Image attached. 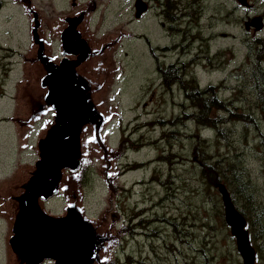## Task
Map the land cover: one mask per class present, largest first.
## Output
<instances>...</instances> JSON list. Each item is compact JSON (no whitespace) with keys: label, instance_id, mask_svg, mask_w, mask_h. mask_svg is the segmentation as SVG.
I'll list each match as a JSON object with an SVG mask.
<instances>
[{"label":"rangeland","instance_id":"1","mask_svg":"<svg viewBox=\"0 0 264 264\" xmlns=\"http://www.w3.org/2000/svg\"><path fill=\"white\" fill-rule=\"evenodd\" d=\"M71 1L34 0L47 17H56L61 11L68 12ZM78 1L86 4L90 0ZM147 1L151 3L152 12L148 14L147 10L142 18H138L133 10L134 2L123 6L117 2L112 3L113 0H93L95 11L92 28L100 26L98 36L106 35L117 27H124L128 32H133L135 37L134 40H124L115 56L123 74L118 77L110 95L113 103L120 106L122 119L112 124L106 135L114 147L125 140L128 149L127 139L132 141L130 151H127L119 165L125 175L121 180L124 192L117 200V208L125 216L127 224L132 226L135 225L131 223L133 213L145 208L149 212L143 218L155 217L156 214L162 217L165 214L166 218L177 223L178 229L186 230L177 234L171 224L157 222L151 228L158 230L159 238H148L141 230H133L132 234L128 232L123 246L117 251V264H128V257L134 258L132 264H203L199 261L198 250L204 246L210 252L209 264H242L230 228L217 211L219 209L224 213L221 195L215 189L222 206L218 204L217 208H211L212 203L208 200L199 169V159L192 157L193 140L188 136L197 131L196 124L187 121L181 130L175 129L179 134L172 140L171 147L162 138L164 131H174L173 128L167 129V122L180 114L184 95L178 88L170 92L164 88L151 47L163 49L159 52L158 60L166 66L178 61L191 62L190 74L196 76L201 87L227 81L225 87L236 88L241 80V71L249 69L252 63L251 42H264V28L256 31L255 27L251 26L249 30L246 27L251 18L256 19L264 14V0H195L192 5L196 3L198 6L200 23L196 25L195 20L193 23L197 27L187 19L170 26L159 13L160 4ZM239 5L243 6L242 9L237 8ZM233 6L236 14L229 11ZM131 7L133 9L130 10ZM186 7L191 5L187 4ZM132 21H135L134 26ZM258 21L256 23L259 24ZM29 31V20L22 8L13 0H0V182L11 178L19 164L33 165L37 159L31 148L18 154L16 133L10 121L15 111L16 85L24 81L22 56L30 47ZM178 32L184 34L182 39L175 37ZM47 33L50 39V33ZM53 42H57L54 51L59 53V41ZM234 95L236 93L232 89L219 92L223 100L232 99ZM244 101L248 103L246 99ZM239 107L247 108L243 104ZM191 111L188 109V113ZM46 120H52V116L46 117L30 133L31 146H36ZM159 122H163L164 126ZM151 123L155 124L150 126ZM252 132L256 136V130ZM198 133L202 139L211 135L210 131ZM134 141H142L146 145L157 141V144L134 151ZM209 149L214 154L235 155L234 148L226 144L220 147L211 144ZM170 151L178 155L174 165L171 162L173 157H169L168 163L158 160L160 155ZM259 152L260 148L254 144L253 154L240 159L264 209V159L257 156ZM221 159L222 156H217L215 160ZM136 163L148 166L129 171L128 165ZM154 176L160 177L163 183L167 180L169 182L162 185L153 180ZM84 189L88 215L97 218L106 207L107 188L93 167L85 173ZM64 206L65 201L59 196L47 204V209L53 214H62ZM210 222L214 223L215 230H209L206 226ZM188 223L198 226L191 230L187 228ZM257 224L261 229L264 228L262 219ZM125 226L128 231L129 227L127 229ZM188 231L195 236L188 238ZM6 233L7 225L0 219V264H6ZM258 253L261 258L258 264H264V251L258 250Z\"/></svg>","mask_w":264,"mask_h":264},{"label":"water","instance_id":"2","mask_svg":"<svg viewBox=\"0 0 264 264\" xmlns=\"http://www.w3.org/2000/svg\"><path fill=\"white\" fill-rule=\"evenodd\" d=\"M15 2L30 24V47L22 56L24 81L16 85L10 118L19 155L31 147L36 125L50 115L52 120L45 121L31 147L39 158L35 164H19L11 178L0 182L6 264H117V251L129 235L117 208L124 192L119 165L127 147L125 140L114 147L105 133L122 119L120 106L110 98L118 74H123L115 56L134 34L117 27L98 36L100 26L92 28L93 0H72L70 10L56 17H47L34 0ZM135 8L138 18L148 9L141 0ZM258 22L252 25L260 28ZM92 167L107 188L106 207L97 218L88 215L84 203L85 173ZM216 187L242 264H256L246 218L228 188L223 183ZM60 195L63 213L53 214L47 204Z\"/></svg>","mask_w":264,"mask_h":264},{"label":"trees","instance_id":"3","mask_svg":"<svg viewBox=\"0 0 264 264\" xmlns=\"http://www.w3.org/2000/svg\"><path fill=\"white\" fill-rule=\"evenodd\" d=\"M160 9L163 18L168 21L170 25H175L182 19L193 21L198 25L200 23L199 10L197 4H193L195 0H159ZM246 3V2H244ZM192 5L190 8L186 5ZM239 7H243L239 5ZM232 13V10H229ZM228 12V11H227ZM233 14V13H232ZM260 17H258L259 19ZM250 24L252 26V22ZM186 24L187 21H186ZM193 23V26H196ZM197 27V26H196ZM253 27V26H252ZM188 26V30H189ZM184 28V32H185ZM191 34V31L188 33ZM186 35V38L188 37ZM176 38H183L182 32L175 33ZM195 36V35H194ZM201 39V37H199ZM157 50H162L156 48ZM168 51V50H166ZM250 53L252 63L250 68L241 71L240 82L236 88L225 87L228 83L223 81L218 85L210 84L206 87H201L196 76L191 75V62H176L166 66L165 63L159 62L155 54H153L156 61V68L161 76L162 84L165 89L169 92L175 88L182 91L184 95V101L181 103L182 110L176 117H172L167 122V129L173 128L174 131H164L162 138L165 142H169L171 147L172 140L179 134L176 130H181L186 126L187 121H192L196 124L197 131L194 134H190L188 138L193 140L192 157L199 159L201 167L199 168L204 180L205 189L208 194V200L212 203L211 208L217 205H221L220 199L216 194V185L218 183H225L227 188L231 189L230 193L234 204L239 209L243 216L247 217L248 230L250 231L251 243L257 250L264 251V228L261 229L257 222L262 219L264 222V209L261 206L257 196L256 190L252 186L250 177L245 173L244 167L242 166L241 157H246L249 154H253V146L257 144L260 148V152L257 154L259 158L264 159V42L255 40L250 44ZM216 56L215 58H218ZM229 62V61H228ZM179 67L181 69H176ZM233 90L236 95L232 99L223 100L219 97L220 90ZM248 103L245 104L244 100ZM188 106H187V105ZM246 106V109H240V105ZM188 109L192 111L188 113ZM164 126L163 122H159ZM155 123H151L153 126ZM176 129V130H175ZM253 130H256V136L253 134ZM201 131H210L211 135L206 139H202L200 134ZM157 141L144 144L142 141H134V151H139L142 148L149 145H156ZM211 144H215L220 147L226 144L228 147H233L235 155L230 157L229 155H220L219 153L214 154L209 152ZM252 147V149H251ZM177 154L170 151L166 155H160L158 160L165 161L168 163L169 157L172 158L173 165L175 164L174 159L177 158ZM217 156H222L221 160H215ZM196 163V162H194ZM146 164H132L129 171H134L139 168H144ZM172 178V177H170ZM153 180H157L162 185H166L169 181L162 182L160 177L154 176ZM161 180V181H160ZM214 198L217 200L214 201ZM163 201V200H161ZM160 201V202H161ZM219 213L224 217L223 211L217 209ZM149 212L147 209L136 210L133 213L131 222L135 223L132 226V230H141L144 236L148 238H159L158 230H154L151 227L157 222H165L172 225L174 231L177 234H181L182 231L178 229V225L173 219L166 218L164 214L159 217L157 214L155 217L142 218L143 214ZM138 218L140 219L137 222ZM225 219V218H224ZM222 225L225 226L224 221ZM197 224L188 223L187 228L194 230ZM208 226L209 230H215L214 223L210 222ZM151 231L148 235L144 234V231ZM191 232H187V237H193ZM234 241V239L232 238ZM258 241L261 243L258 244ZM172 248V246H169ZM197 248V247H195ZM199 261L203 264L208 263V252L205 246L198 250ZM225 256L227 254H224ZM260 257V255H258ZM128 264L134 262V258L128 257ZM178 264H181L178 262ZM188 264V263H187Z\"/></svg>","mask_w":264,"mask_h":264},{"label":"flooded vegetation","instance_id":"4","mask_svg":"<svg viewBox=\"0 0 264 264\" xmlns=\"http://www.w3.org/2000/svg\"><path fill=\"white\" fill-rule=\"evenodd\" d=\"M81 1H83V0H81ZM137 1L138 0H125V2H124V0H113V2L112 3H114V2H117V3H119L120 5H127V4H129V3H131V2H134V9H133V7H131L130 8V10L131 9H133L134 11H135V5H136V3H137ZM145 1H147V0H145ZM69 3V2H68ZM111 3V4H112ZM148 4H149V6H150V13L152 12V7H151V3H149L148 2ZM187 6V5H186ZM61 12H65V11H61ZM61 12H59V13H61ZM149 13V14H150ZM136 16H137V14H136ZM105 17H106V15H105ZM261 19L263 18L264 19V14L260 17ZM252 19V18H251ZM132 24H133V26H134V24H135V21H132ZM250 24V23H249ZM134 28V27H133ZM136 39H138V38H136ZM57 43V42H56ZM55 43V44H56ZM128 140V152L130 151V147H131V144H132V141H131V139L130 138H128L127 139ZM138 211H141V209H139ZM145 214H143L141 217L143 218V216H144ZM124 216V215H123ZM225 218V217H224ZM2 222H3V220H1ZM132 223V222H131ZM127 225V229H128V227H129V229H128V232L129 233H133V230H132V225L131 224H127V221H126V218H125V216H124V220H123V225ZM151 231L149 230V231H144V234L145 235H148V233H150ZM123 244H124V242H123ZM123 244L121 245V247L123 246ZM121 249V248H120ZM255 249H256V253H257V263L256 264H258L259 263V260L261 261V258L260 257H258V255H259V253H258V250H257V248L255 247Z\"/></svg>","mask_w":264,"mask_h":264},{"label":"bare ground","instance_id":"5","mask_svg":"<svg viewBox=\"0 0 264 264\" xmlns=\"http://www.w3.org/2000/svg\"><path fill=\"white\" fill-rule=\"evenodd\" d=\"M50 162V161H49ZM51 163V162H50ZM45 166V165H44ZM50 166H51V164H50ZM52 169V168H51ZM51 172V171H50ZM52 174V173H51ZM49 175V174H48ZM49 183V182H48Z\"/></svg>","mask_w":264,"mask_h":264}]
</instances>
